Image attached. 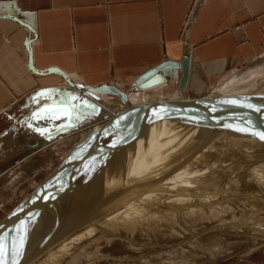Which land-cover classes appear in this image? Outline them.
Segmentation results:
<instances>
[{"label": "rangeland", "instance_id": "1", "mask_svg": "<svg viewBox=\"0 0 264 264\" xmlns=\"http://www.w3.org/2000/svg\"><path fill=\"white\" fill-rule=\"evenodd\" d=\"M263 66L264 65L260 67ZM71 81L73 80L71 79ZM74 83L76 84V82ZM63 86L65 87L61 89L64 90L62 92L68 93L65 98L68 105L59 102L61 96L60 98H57L58 96L55 95L51 98L49 94V98L52 99V105H49V107L53 108L55 111L54 114L50 115L51 117L58 115V120L50 118L45 119L42 122L43 126H39L37 123L41 122L40 120L18 117L17 122L12 126L14 129L11 131L13 134L12 137H9L10 135L8 134L0 137V140L5 138L4 141L6 138L15 140V144H12L9 140H6V144H0V224L12 211L24 203L27 200V197L33 194L49 175L56 171L62 163L73 155V153L75 154L76 148L80 146L83 141L91 135H95L93 133L94 119H101L102 127L106 128L115 116L127 111V109L130 110L131 108L133 109L134 107L140 106L136 104H147L144 102L139 103L138 100H133L134 98H132V96L141 93V89H138V87H134L130 90L126 88L121 89L125 97L126 95L127 97L128 95L129 97L131 96L130 99L129 97L127 98L128 100L126 99L127 103L124 101V104L118 97H114V95H108L109 98L107 95H101L102 97H100V95L97 94H89L81 90H74L70 85L67 87L65 82ZM74 86H76V88L79 87L77 89H80L81 87L83 88V85L81 87L78 85ZM115 88L120 91L117 87ZM244 90H247L248 92ZM87 94L92 97L95 95V98H92L93 100H91ZM244 94L263 96L264 67L250 71L247 75L242 74L241 76H237V74H235L225 84H222L221 87L216 88V91L209 95L207 94L202 98L230 97ZM103 96L107 97V99L105 98V100H103ZM140 96L142 95L140 94ZM54 98L56 101H54ZM69 99L73 101L70 102ZM177 100H181V98ZM78 101L81 103V110L83 111L81 113L78 112V107H76ZM118 104L121 105L122 108H120ZM70 109H72L76 127L69 131H63L56 137H49L46 139L45 136L48 134L69 124ZM32 114L35 116L37 113L33 111ZM64 118L65 120H63ZM260 120L257 119L253 121V119H246L237 124L228 123L225 125L221 124L220 126L206 127L207 124H215L217 122H223V120L200 119L197 121L186 122L187 120L180 119L178 120L177 124H179L176 125V127L164 130L155 129L153 132L147 134L143 133L150 132L151 130H133L132 136H128L126 140L123 139L121 143L115 144L109 154L104 157L100 156L92 168L86 169L85 174L69 183L63 194V190L60 188L57 190V194H51V199H49V197L47 200H45L46 198L43 199L49 201L47 207L52 206L51 208L53 210L58 203H68V201H71L74 198L77 199L76 197L78 195L80 198V196L82 197V195L85 194L86 197L77 199L75 206L73 205L75 208L72 212H80V210H84L83 207L87 206H90L88 210L93 212L94 206H96L97 202L93 201L92 203V196L90 195L92 192L94 194V189H96V177L102 173V178H104L103 175H105L107 170L112 172L113 175L111 172L109 173L112 175L113 179H117L119 173L122 174L123 172L125 176L128 175L126 179L128 182L129 179H133L132 181L135 182H144L150 179L159 180V183L163 188V190L161 189L162 192H165L164 190L169 191V189L173 190L174 193L181 192L183 188L182 186H185V184L190 187L196 186L197 189H200L199 185L204 186V189L208 192V196H204L207 201H197L198 196H190L196 193V189H190L193 191L187 190V192L182 191L183 194H189V192H192L188 195V201H186L187 205L185 206L181 198L174 199L177 201L176 203L171 200V207L170 209L166 208L165 212L168 211L167 214L171 213L172 215H169V218L165 216L164 221H157V223L154 221L157 224H153L156 226V229L150 227L151 230L149 229L148 231H145L146 234L139 228L133 229L135 226H138V224H134L132 215L139 213L138 209L140 208L136 206V213H134L135 209H133L134 212L130 213V218H127L129 221L118 220L112 225H105L102 227L104 230L101 229L100 231L101 237H99V239L96 238V240L98 239L96 245L93 246L91 243L92 245L88 244L86 247H83L84 245H81V247L78 245L79 243L75 244V242L80 240L79 236L83 235V231H88L89 227H86L87 229L84 228L83 231L81 230L79 232V230L68 231L66 229L69 227V225H66L67 223L65 225H57V230H60V227L63 230L58 231L57 234L54 233L55 235L53 236L52 233L54 227L51 229L49 225H43L42 221L44 219L41 218L42 215L34 218L26 217L27 215L29 216L28 213L34 212L38 209V207H33L30 212H27V215L25 214L26 219H24L17 227L20 231L17 233L18 240L13 255L16 256L17 254V257L19 254L23 256L29 255V252L33 249H36L37 251L41 250L43 247L42 244H45L47 241H49L48 243H53V241H58L64 234L69 235L70 233L75 232L71 237L76 235V241L72 240L71 246L74 247L73 244H75V246H79V250H76V247L74 251L69 253L68 248H66L64 252V248L60 245H56L58 242H55L56 246L52 245L48 250L46 249L47 253L44 250L43 252L42 250L40 252L34 250L33 253L35 254L33 258H31L32 261H34L36 257L47 256V259H45V261L47 260L46 264H58V262L55 261L57 257H69L67 264H264V192H261L262 190L264 191V189L259 183L260 179H262V173L259 172V170L252 169V164L258 165L264 163V140L259 139V134H264V120L262 118H260ZM183 121L185 123H182ZM249 121L255 124L256 129L258 126L256 125L257 123L263 124V128L259 129V131H256L254 134L253 131H251L253 129L250 130L246 125ZM188 125H196V127ZM45 128L47 129L44 132ZM47 130L48 132H46ZM243 131H246L247 133ZM150 134H153V137H151ZM252 134L254 136H252ZM243 135L246 137L243 138ZM249 142L253 145L252 147L250 146V148L256 152L252 155L249 154V156H243L245 159L239 161V159H237V153H240L237 152L238 148H245L242 144L245 145ZM139 150L140 152H143L142 155L138 152ZM194 164L196 167H193L195 166ZM241 165H244L245 169L241 168L242 172L240 174ZM125 171L126 173H124ZM247 173L251 176V180L244 176ZM115 174L117 175L116 177ZM217 176L219 177L217 178ZM198 177H200V179L196 180ZM239 178H241V181ZM105 179L106 178H104V180ZM189 180L191 181L189 182ZM248 182H250V185H248ZM256 183V186L253 185ZM91 186L94 189H92ZM250 188H255V191H251ZM116 189H118V187ZM247 189L249 191H247ZM256 191L258 192L256 193ZM155 197L156 196L150 197V200L146 199L149 202H144V206H142L143 212H149L153 202L155 203L156 200H159V198ZM183 198L186 200L185 196H183ZM192 199L194 200L192 201ZM225 200L232 206L234 205L235 209H232L231 211V208L229 209V206L226 205L227 203H225ZM208 203L212 205L216 203L217 205L215 207H217L218 204L219 206L217 209L213 208L212 210H206L205 207ZM188 204L196 207H192L193 209H190L191 211H184L183 209L187 208L189 206ZM220 205L222 208L218 210ZM231 205L230 207H232ZM32 206H34V204ZM225 206L227 208H225ZM234 206L232 208H234ZM110 209L112 208L106 210L107 218H110V214L114 211L113 209L110 214H107ZM88 210L87 213H89ZM227 210L230 211L228 212ZM92 216L94 215L92 214ZM170 216L173 217L171 218ZM68 218L69 217L67 216L66 219ZM240 218L242 219L241 221ZM130 219L133 221V224ZM232 220L234 222L237 221V223L244 222L247 226L253 228L252 230L237 228V231H222L221 229H224L222 228L224 226L227 227L232 225L234 227L235 224ZM129 224L133 225V232H131L133 234L129 231L131 228L127 229ZM88 226H90V224ZM106 233L108 235H106ZM26 236L27 239L25 242H27V244L24 242L25 245H23V237ZM0 250H2L0 251V259L1 257L5 258L3 255L6 253V247L4 248V246H2L0 247ZM54 254L56 255L54 256ZM159 256L162 258L160 257V259Z\"/></svg>", "mask_w": 264, "mask_h": 264}, {"label": "crops", "instance_id": "2", "mask_svg": "<svg viewBox=\"0 0 264 264\" xmlns=\"http://www.w3.org/2000/svg\"><path fill=\"white\" fill-rule=\"evenodd\" d=\"M184 55L189 72L181 88V67L171 65ZM165 63L152 77L162 82L136 84ZM262 65L264 0H0V137H12L18 117L39 126L59 119L50 115L48 91L69 84L48 69L74 85L70 77L122 93L138 87L133 100L152 103L201 99ZM76 107L81 113L79 101Z\"/></svg>", "mask_w": 264, "mask_h": 264}, {"label": "bare ground", "instance_id": "3", "mask_svg": "<svg viewBox=\"0 0 264 264\" xmlns=\"http://www.w3.org/2000/svg\"><path fill=\"white\" fill-rule=\"evenodd\" d=\"M70 79L73 80V82H76L77 85L82 86L83 84L79 81H77L75 78L70 77ZM67 84V83H66ZM84 87V86H83ZM82 88V87H81ZM80 88V90H81ZM122 93V92H121ZM90 94H97L100 95V97H102L101 95H111L112 94H98V93H90ZM237 96V95H235ZM238 96H242V95H238ZM246 96V95H243ZM104 97V96H103ZM107 97H104L103 100H105V98L107 99ZM114 97H118V96H114ZM230 97H234V96H230ZM255 99H257V101H255V103H262L264 104V98L262 99H258V97L261 96H254ZM109 98V97H108ZM119 98V97H118ZM100 99V98H99ZM120 99V98H119ZM126 99H127V95H126ZM203 99V98H202ZM93 100V99H91ZM121 100V99H120ZM128 100V99H127ZM127 100L126 103H127ZM196 100H201V99H181V100H174L173 101H157V102H152L151 103H147L144 105H140L137 107H134L133 109L131 108L130 110L127 109V111L121 113L120 115L115 116V118L109 123V125L105 128L102 127L101 125V119L97 118L94 119V127H93V133L95 135H91L89 138H87L85 141L82 142V144L80 146H78L75 150V154L73 153L72 156H70V158H68L64 163H62L56 171H54L51 175H49L47 177V179L35 190V192L33 194H31L29 197H27V200L22 203L17 209H15L14 211H12L4 221L1 222L0 227H12V230L15 228L14 232L12 234H10L9 236L11 237L9 242H12L11 244L13 245V251H11L10 254H8L9 256L6 257V255L4 257H1L0 261L3 262V264H46L47 260L45 261V259H47V256L45 257H36L34 261H32L31 258H33L34 254V250L36 252H40L42 250L46 251L49 249V247H52V245H55V242H58V244L56 245H60L61 247H63V251L68 248L69 253L74 251V249H76L77 246H75L76 243H79L78 245H84L83 247L88 246V244L90 245L91 243L93 244V246L96 245L97 240L99 239V237H101L100 235V231L102 229V227H104L107 224H113L115 221L118 220H128L127 218H130L129 215L130 213L134 212L133 209H135L136 213V209L137 207H139V213L136 214H132L133 215V219H134V224L138 226L134 227L133 229H140L141 231L145 232L148 231L150 229V227H153V229H156L155 225L157 221H164V217H168L169 215H172L171 213H168V211L165 212V209L168 208L170 209L171 207V200L175 201L174 199L177 198H181L182 202L185 204V206L187 205L186 201H188V195L192 192L185 193L187 192V190L190 189H196V193L192 194L190 196H198L197 197V201H203L206 202L207 200L204 198V196H208L207 195V190L204 189V186H200V189H197L196 186H187L185 184V186H182V191H185L183 194V192H178V193H174L173 190L169 189V191L164 190L165 192H162L161 189L163 190V188L161 187V184L159 183V180H147L144 182H135L132 181L133 179H129V182L126 180L127 176H125V174L119 173V175L117 176L115 174V177L117 176V179H113L112 177V172L108 171L105 173V175H103L104 178H106L104 180V178H102V173L96 177V183L97 186L94 187L96 189H94L92 186L91 188L94 189V194L93 192L91 193L90 196H92V200L91 202L93 203V201H96V206H94V211H90L88 210L90 206L87 207H83L84 210H80V212H72L74 210L75 207H73V205L75 206V202L77 201V199H80L82 197H86L85 194L82 195V197L79 195L76 197L77 199H73L71 201H68V203H58L57 206L52 210V206L47 207L48 206V202L49 201H45L47 200V198L49 197V199H51V194L54 195L57 190H59L60 188H62V194L63 192H65V189L67 188L68 184L71 183L73 180L80 178L83 174L86 173V169H90L92 168V166H94V164L97 162L98 158L100 156H105L107 154H109L112 149L114 148L115 144L117 143H121V141L126 140L128 138V136H132V131H148L151 130L150 132H145L143 134H147V133H151L153 132V130L157 129V130H164V129H168L171 127H176L178 120L183 119V120H187L186 122H191V121H197V120H205V119H217V120H223V122H217L215 124H207L206 127H214V126H220L221 124L225 125L228 123H240L243 122L246 119H255L257 118L258 120H260V118H262V115L260 114V107L261 106H253V105H247L245 106L244 103H232L229 104L227 107L223 108L221 111H214L213 112H207L205 109H199L196 110L195 112H191L190 107L189 106H185V107H171V108H166V107H162L163 103L165 102H185V101H196ZM95 101V100H94ZM97 101V100H96ZM95 101V102H96ZM118 102V101H115ZM122 103H124V101L121 100ZM125 104V103H124ZM123 105V104H122ZM118 106L120 108L121 105L118 104ZM264 108V107H263ZM259 110V112H258ZM82 111V110H81ZM83 112V111H82ZM259 113V114H258ZM263 119V118H262ZM108 120V119H107ZM261 121V120H260ZM182 123H185L184 121ZM210 125V126H209ZM245 125V124H244ZM188 126H192V127H196V125H188ZM179 127V126H178ZM198 127V126H197ZM205 127V126H204ZM239 132V131H238ZM246 132V131H243ZM92 133V134H93ZM247 133V132H246ZM156 134V133H154ZM244 134V133H243ZM153 135V134H152ZM151 134L150 136L153 137ZM241 135V134H240ZM248 135V134H247ZM250 135H251V131H250ZM252 136H254L252 134ZM251 136V137H252ZM256 136V135H255ZM241 137V136H240ZM246 137V136H245ZM243 135V138H245ZM183 138V137H182ZM155 139V138H154ZM250 139V137H249ZM258 139V138H257ZM242 141V140H241ZM255 141V140H254ZM113 142V143H112ZM170 142V141H169ZM168 142V143H169ZM251 142V141H250ZM249 142V143H250ZM107 143V144H106ZM110 143V144H108ZM148 143V142H147ZM244 143V142H243ZM247 144H242V146H245V148L239 149L237 150V152H240L239 154L237 152V156L239 159V161H241L243 158V156H249V154H254L256 151H254L252 148H250V146L252 147L253 145H251L252 143ZM106 144V145H103ZM164 145V144H163ZM143 146V145H142ZM155 146V145H154ZM233 146V145H232ZM241 146V147H242ZM262 146V145H261ZM158 147V146H157ZM229 147V146H228ZM162 148V147H161ZM234 148V147H233ZM152 149V148H151ZM203 149V147H202ZM201 149V150H202ZM141 150V149H140ZM140 150L138 151L140 153V155H142L143 152H140ZM208 150V149H207ZM234 150V149H233ZM118 151V150H117ZM143 151V150H141ZM205 151V150H203ZM235 151V150H234ZM229 152V151H228ZM230 153V152H229ZM138 154V153H137ZM197 155V154H196ZM111 156V155H110ZM193 156V155H192ZM108 158V157H107ZM156 158V157H155ZM192 158V157H191ZM134 159V158H133ZM137 159V158H136ZM203 159V158H202ZM108 160V159H107ZM105 162V161H104ZM151 162V161H150ZM232 163V162H230ZM116 164V163H115ZM150 164V163H149ZM264 163L261 164H252V169L255 170H259V172L262 173V179H260V186L263 187L264 189ZM118 165V164H117ZM195 165V164H194ZM260 165V166H259ZM111 166V165H110ZM154 166V164H153ZM199 166V165H198ZM201 166V165H200ZM249 166V165H248ZM113 167V166H112ZM135 167V166H134ZM193 167H196L193 166ZM207 167V166H206ZM218 167V166H217ZM223 167V166H222ZM239 167V166H238ZM237 167V168H238ZM259 167V168H258ZM97 168V167H96ZM205 168V167H204ZM203 168V169H204ZM227 168V167H226ZM241 168H244V165H241ZM109 169V168H108ZM208 169V168H207ZM230 169V168H229ZM130 170V169H129ZM222 170V169H221ZM135 171V170H134ZM220 171V170H219ZM228 171V170H227ZM100 172V171H99ZM112 175H110V173ZM141 172V171H140ZM189 172V171H188ZM224 172V171H222ZM229 172V171H228ZM227 172V173H228ZM242 170L240 171L241 174ZM88 173V172H87ZM126 173V171L124 172ZM135 173V172H134ZM221 173V172H220ZM136 174V173H135ZM218 174V173H217ZM225 174V173H223ZM230 174V173H229ZM96 175V172H95ZM123 175V176H122ZM139 175V173H138ZM146 176V175H145ZM213 176V175H212ZM227 176V175H226ZM243 176V175H242ZM245 177L249 178L250 180L252 179L251 176L249 175V173H247L246 175H244ZM243 176V177H244ZM114 177V178H115ZM193 177V176H192ZM219 176H217L218 178ZM141 178V177H140ZM143 178V177H142ZM222 178V177H221ZM102 179V180H101ZM144 179V178H143ZM183 179V178H182ZM200 179V177H198L196 180ZM230 179V178H229ZM241 178H239L240 180ZM248 179V180H249ZM168 180V179H167ZM194 180V181H196ZM217 180V179H216ZM238 180V181H239ZM117 181V183H116ZM131 181V182H130ZM177 181V180H176ZM191 180H189L190 182ZM203 181V180H202ZM225 181V180H224ZM235 181V180H234ZM241 181V180H240ZM226 182V181H225ZM243 182V181H242ZM175 183V181H174ZM203 183V182H202ZM250 185V182H248ZM253 183V182H252ZM251 183V185H252ZM258 183V182H257ZM253 184V185H257ZM117 184V185H115ZM168 184V183H167ZM173 184V182H172ZM194 184V183H193ZM226 184V183H224ZM114 186V187H113ZM225 186V185H224ZM259 186V185H258ZM257 186V187H258ZM118 187V189H116ZM120 187V188H119ZM176 187V186H175ZM250 187V186H249ZM261 187V188H262ZM125 188V189H124ZM173 188V185H172ZM242 188V187H241ZM251 189V188H250ZM255 188L251 189L254 190ZM260 189V188H258ZM107 190V191H106ZM111 190V191H109ZM176 190V189H175ZM181 190V188H180ZM262 190V189H260ZM114 191V193H113ZM193 191V190H190ZM247 191H249L247 189ZM255 191V190H254ZM109 192V193H108ZM111 192V193H110ZM258 191H256L257 193ZM261 192H264L263 190ZM104 193V194H102ZM113 193V194H112ZM57 194V193H56ZM61 194V193H60ZM112 194V195H110ZM88 195V196H89ZM111 196V197H109ZM113 196V197H112ZM156 196L155 198H159V200H156V202H153V205L151 206V209L149 212H143V207L144 206V202L147 203L149 202L146 199H149L150 197ZM183 196H185L186 200H184ZM262 196V195H261ZM201 197V198H200ZM210 197V196H209ZM46 198V199H45ZM204 198V199H203ZM207 198V197H206ZM45 199V200H43ZM67 199V198H66ZM88 199V198H87ZM99 199V200H98ZM196 199V198H194ZM192 199V201L194 200ZM41 200H43L42 202H40ZM84 200V198H83ZM150 200V199H149ZM191 200V199H190ZM211 200V199H209ZM221 200V199H220ZM81 201V200H80ZM152 201V200H151ZM196 201V200H195ZM58 202V201H57ZM61 202V201H59ZM79 202V200H78ZM90 202V203H91ZM177 201H175L176 203ZM220 202V201H219ZM223 202V201H222ZM255 202V201H254ZM41 203V204H40ZM80 203V202H79ZM77 203V204H79ZM174 203V204H175ZM198 203V202H197ZM203 203V202H202ZM201 203V204H202ZM225 203H227L226 205H228L229 209H235L232 208L233 206L225 200ZM229 203V204H228ZM34 204V206H32ZM206 204V203H205ZM214 204V203H213ZM234 204V203H233ZM64 205V206H63ZM92 205V204H91ZM147 205V204H146ZM189 206L185 209H183L184 211L186 210H190L193 209L192 207H196V206H191L190 204H188ZM196 205V204H193ZM217 204L215 203L214 205L209 204L205 207L206 210H212ZM230 205L232 207H230ZM44 206V207H43ZM137 206V207H136ZM150 206V205H149ZM147 206V207H149ZM198 206V204H197ZM259 206V205H258ZM256 206V207H258ZM261 206V205H260ZM33 207H38V209L34 212L28 213L29 216L27 215V212L31 211V209H33ZM47 207V208H46ZM146 207V208H147ZM108 208H112L109 210V212L107 214H110L113 209L114 211L112 212V214H110V218L106 217V210ZM222 207L220 205L219 209L220 210ZM225 208H227L225 206ZM224 208V210H225ZM27 209V210H26ZM82 209V207H81ZM145 209V208H144ZM148 209V208H147ZM199 209V208H198ZM87 210L89 211V213H87ZM146 210V209H145ZM144 210V211H145ZM205 210V211H206ZM25 211V212H24ZM77 211V210H76ZM176 211V210H175ZM191 211V210H190ZM214 211V210H213ZM226 211V210H225ZM228 212L230 210H227ZM24 212V213H23ZM138 212V211H137ZM224 212V211H223ZM191 213V212H190ZM216 213V212H215ZM25 214L27 215L26 217H37L39 215H42L41 218L44 219L42 221L43 225H49L51 227V229L53 228V236L55 235L54 233H58V231H62L63 229L57 230V225H69L68 228H66L68 231L70 230H79V232L86 227L88 228V231H83L82 234L79 236L80 240L76 241V235L74 237H71L75 234V232L70 233L69 235L64 234L63 236H61V238L58 241H53V243H48L49 241H47L45 244H42L43 247L41 248V250L37 251L36 249L33 250H29V255L23 256V255H18L16 256L13 255L15 253V246L18 240V234L20 230H18V226L23 222L24 219H26ZM92 214L94 216H92ZM176 214V213H175ZM195 214V212H194ZM201 214V213H200ZM199 214V215H200ZM231 214V213H230ZM220 215V214H219ZM229 215V214H228ZM237 215V214H236ZM69 217L68 219H66V217ZM112 216V217H111ZM203 216V215H202ZM235 216V215H233ZM238 216V215H237ZM25 217V218H24ZM171 218L173 216H170ZM65 218V219H63ZM235 218H237L235 216ZM72 219V220H71ZM159 219V220H158ZM177 219V218H176ZM218 219V218H217ZM64 220V221H63ZM76 220V221H75ZM131 220V219H130ZM166 220V218H165ZM170 220V219H168ZM174 220V219H173ZM221 220V219H219ZM237 220V219H236ZM242 219L240 218V221ZM62 221V222H60ZM68 221V222H66ZM86 221V222H85ZM132 221V220H131ZM130 221V222H131ZM156 221V223L154 222ZM233 221V220H232ZM91 222V223H90ZM129 222V223H130ZM158 222V223H160ZM172 222V221H171ZM174 222V221H173ZM177 222V221H176ZM217 222V221H216ZM226 222V221H225ZM234 222V221H233ZM239 222V220H238ZM38 223V222H37ZM128 223V222H127ZM36 224V223H35ZM90 224V226H88ZM116 224V223H115ZM133 224V221H132ZM128 225L127 229H130V233L133 232L132 230V226L133 225ZM235 224V225H234ZM234 227L232 225L230 226H224L221 229L222 231H226V230H236L238 229H251L253 227H249L247 226L244 222H239L237 223V221L234 222ZM127 225V224H126ZM157 225V224H156ZM173 225V224H172ZM227 225V224H226ZM118 226V225H117ZM236 226V227H235ZM239 226V227H237ZM59 227V226H58ZM83 227V228H82ZM35 228V226H34ZM122 228V227H121ZM221 228V227H220ZM219 228V229H220ZM226 228V229H225ZM65 229V230H66ZM87 229V228H86ZM117 229V228H116ZM36 230V229H35ZM104 230V228L102 229ZM123 230V229H122ZM151 230V229H150ZM57 231V232H56ZM218 231V230H217ZM107 232V231H106ZM230 232V231H229ZM38 233V232H36ZM60 233V232H59ZM62 233V232H61ZM225 233V232H224ZM29 234V233H28ZM133 234V233H131ZM130 234V235H131ZM144 234V233H142ZM146 234V232H145ZM38 235V234H37ZM59 235V234H58ZM104 235V234H103ZM106 235H108L106 233ZM112 236V235H111ZM120 236V235H119ZM136 236V235H135ZM229 236V235H228ZM38 237V236H36ZM109 237V236H108ZM106 237V238H108ZM138 237V236H137ZM214 237V236H213ZM35 238V237H33ZM96 238H98L96 240ZM110 238V237H109ZM209 238V237H208ZM216 238V237H215ZM23 245H25V243L27 244L26 237H23ZM36 239V238H35ZM64 241H62V240ZM117 239V238H116ZM203 239V238H202ZM205 239V238H204ZM38 240V238H37ZM76 241L74 245V247H72L71 245V241ZM87 240V241H86ZM102 240V239H101ZM137 240V239H136ZM212 240V239H211ZM210 240V241H211ZM92 241V242H90ZM105 241V240H104ZM25 242V243H24ZM102 242V241H101ZM111 242V241H110ZM206 242H207V238H206ZM34 243V242H32ZM107 243V242H106ZM105 243V244H106ZM134 243V242H133ZM200 243V241H199ZM21 244V245H22ZM91 244V245H92ZM104 244V243H103ZM204 244V243H203ZM22 245V246H23ZM55 245V246H56ZM78 246V247H79ZM60 247V248H61ZM77 247L76 250H79ZM82 247V246H81ZM5 248V247H4ZM21 248V247H20ZM59 248V250H60ZM22 249V248H21ZM19 249V250H21ZM38 249V248H37ZM47 249V250H46ZM18 250V251H19ZM75 250V251H76ZM2 251V250H0ZM52 251V250H50ZM56 251V250H55ZM54 251V252H55ZM61 251V250H60ZM23 252V251H22ZM58 252V251H56ZM65 252V251H64ZM2 253V252H1ZM24 253V252H23ZM68 253V252H66ZM77 253V252H76ZM79 254V253H78ZM56 254H54L55 256ZM58 255V254H57ZM69 255V254H67ZM13 256V257H12ZM17 257V258H16ZM156 257V256H155ZM161 256H159L160 258ZM49 258V257H48ZM54 258V257H53ZM68 258L69 257H57V259L55 261L58 262V264H67L68 263ZM162 258V257H161ZM160 258V259H161ZM31 259V260H28ZM159 259V260H160ZM52 260V258H51ZM54 260V259H53ZM158 260V258H157ZM155 260V261H157ZM77 261V260H76ZM162 261V260H161ZM160 261V262H161ZM51 263V262H50ZM56 263V262H55ZM71 263V262H70ZM76 263V262H75ZM157 263H159L157 261ZM54 264V263H53Z\"/></svg>", "mask_w": 264, "mask_h": 264}, {"label": "water", "instance_id": "4", "mask_svg": "<svg viewBox=\"0 0 264 264\" xmlns=\"http://www.w3.org/2000/svg\"><path fill=\"white\" fill-rule=\"evenodd\" d=\"M169 66V64L165 63L163 65H161L160 67H158V69L146 74L144 77L140 78L136 84L140 87V88H148V87H152L154 85H156L157 83L162 82V79H157L152 78L153 75L155 76L158 71H162L164 69H166ZM171 66L174 67H181V71H182V79H181V88L184 87L185 85V80L188 76V72H189V59L187 55L183 56V59L181 60L180 63H174ZM48 73H59L61 74V76L67 81V83L74 89V90H80L77 89L79 87L76 88V86H74L70 80L68 79V77L60 72L57 69H48L47 71ZM152 78V79H151ZM81 91L85 92V93H98V94H112L114 96H118L122 101L126 100V97L123 93H121L119 90H117L115 87L110 86V85H100L98 87H90V86H85L83 88H81ZM49 94L51 96V98H53L55 95H61L60 98V103H65L68 105V102H66L65 98L67 96V92H61L59 90L56 91V89H50ZM258 95V94H257ZM255 95H246V96H234V97H214V98H204L201 100H196V101H185V102H165L163 103L162 107H166V108H171L173 106L175 107H185V106H189L191 112H195L196 110L199 109H205L207 112H213L216 111H221L223 108L227 107L229 104L232 103H244L245 106L247 105H253V106H261L260 107V114L262 115V118L264 120V104L262 103H255V101H257V99H255L254 97ZM262 99L264 98V94L261 97H258V99ZM153 104V103H151ZM70 107V106H69ZM71 108V107H70ZM258 110V112H259ZM259 114V113H258ZM257 120V118L253 119ZM249 129H253L251 131H253V133L255 134L256 131H259V129L263 128V124H259L257 123V129L255 127V124H253L251 121L247 122L246 124ZM76 127V122L74 121V115L72 113V109H70V119H69V124L65 125L61 128H58V130H56L53 133L48 134L47 136H45L46 139H48L49 137H56L58 136L60 133H62L63 131H69L73 128ZM15 228L12 230V227L10 226H6V227H0V246H4L6 247V253H4L7 256H9L8 254L11 253V251H13V245L11 244L12 242H9L10 240V234H12L14 232Z\"/></svg>", "mask_w": 264, "mask_h": 264}, {"label": "snow or ice", "instance_id": "5", "mask_svg": "<svg viewBox=\"0 0 264 264\" xmlns=\"http://www.w3.org/2000/svg\"><path fill=\"white\" fill-rule=\"evenodd\" d=\"M259 139L264 140V134H259ZM0 247H2V246H0ZM0 264H3V262L0 261Z\"/></svg>", "mask_w": 264, "mask_h": 264}]
</instances>
